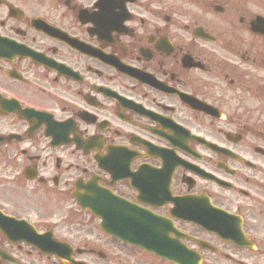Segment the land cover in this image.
<instances>
[{
    "label": "flooded vegetation",
    "instance_id": "1",
    "mask_svg": "<svg viewBox=\"0 0 264 264\" xmlns=\"http://www.w3.org/2000/svg\"><path fill=\"white\" fill-rule=\"evenodd\" d=\"M92 181L175 262L94 238ZM94 258L264 264V0H0V264Z\"/></svg>",
    "mask_w": 264,
    "mask_h": 264
},
{
    "label": "rangeland",
    "instance_id": "2",
    "mask_svg": "<svg viewBox=\"0 0 264 264\" xmlns=\"http://www.w3.org/2000/svg\"><path fill=\"white\" fill-rule=\"evenodd\" d=\"M98 233H99V231H98Z\"/></svg>",
    "mask_w": 264,
    "mask_h": 264
}]
</instances>
